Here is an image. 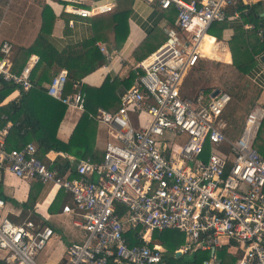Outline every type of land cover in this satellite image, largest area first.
<instances>
[{
	"label": "built area",
	"instance_id": "obj_1",
	"mask_svg": "<svg viewBox=\"0 0 264 264\" xmlns=\"http://www.w3.org/2000/svg\"><path fill=\"white\" fill-rule=\"evenodd\" d=\"M63 1L81 17L112 10L109 4L87 9L76 6L80 0ZM143 1L161 9L173 6L174 27L165 29V40L137 64L141 72L120 94L116 110L98 107L88 113L108 131L100 160L66 157L70 166L61 173L37 156L32 142L7 149V128H0V167L19 179L51 183L68 195L62 212L75 217L72 224L84 235L66 245L63 264H167L164 249L153 242V232L166 229L183 234L175 250L181 255L208 251L202 264H221L216 254L221 248L236 257L234 264H264V154L254 145L264 108L254 105L236 130L223 118L229 92L181 93L186 73L203 57L198 49L203 35L244 0ZM232 15L240 12L234 9ZM0 54V92L5 82L28 89L39 57L31 54L14 72L8 41L0 42ZM66 79L67 70H58L47 93L83 112L86 92L75 86L63 94ZM139 112L149 118L134 127L131 114ZM4 206L0 197V210ZM53 236L51 226L30 217H0V251L7 264H37Z\"/></svg>",
	"mask_w": 264,
	"mask_h": 264
},
{
	"label": "crops",
	"instance_id": "obj_2",
	"mask_svg": "<svg viewBox=\"0 0 264 264\" xmlns=\"http://www.w3.org/2000/svg\"><path fill=\"white\" fill-rule=\"evenodd\" d=\"M80 1L81 2L76 4V6L87 9L98 4L111 5L112 10L110 12L120 8L122 9L121 11H123L122 18L125 17L127 20L128 31L125 40L121 43V46L118 49L110 51L107 48V39L111 37L112 34L109 33L108 35L100 38V40L97 42V45L99 46L101 52L107 57V62L97 67L91 73L85 75L81 81L76 83L77 87H79L78 85L80 83H85L93 87H99L108 76L109 82L112 84L113 92L117 97H120V94L123 92V90L132 84L135 75L138 72H141V69L137 67V64L141 60L147 59L150 54L165 40V29L174 27L176 19L174 9L171 7L168 9H161L157 4H151L143 0ZM244 1L246 4H248L247 6L261 2V5L256 6V10L259 11L261 16L264 15V0ZM244 1L242 3H244ZM12 2L13 0L11 3L10 0H7V3H10L9 8L12 5ZM17 3L21 4L19 7L22 9L17 8V10L13 12L9 21L3 20L2 22L0 17V28L2 29L3 33L0 38V42L6 40L11 44L13 53L12 60L16 56L17 47H28L35 41L42 24L41 11L43 4H48L56 16L50 32L44 34V37L54 46L55 49L61 50L67 45L79 43L93 35V21L91 17L98 14L90 15L88 17L78 16L70 11L71 7H67L69 4L63 0H18ZM229 10L232 11L233 8L226 10V13H228V17L225 19L227 22V27L222 30L220 38L226 43L223 46V49L227 53L225 58L229 63L228 66L231 65V67L235 68L232 65L231 52L228 48L227 41L232 36L234 28L242 26L246 30L251 29L247 28V26H253V23L247 21L245 22L244 18L247 17H242L241 14L237 17L233 16L232 12L229 13ZM203 37L204 39L199 50L203 57L198 59L192 70L199 67L198 63L202 65L204 64L206 61L204 57L209 59L210 55L213 54L212 48L216 43V36L206 32ZM206 41L207 54L202 52V46ZM31 54L37 55L39 57V55L36 53ZM60 69L62 68H59L58 70ZM58 70L56 72H58ZM190 71L191 70L186 73L183 79L181 86V93L183 95H190L189 97H193L196 93L201 91L205 96V94H207L206 92L208 91V93L211 94V92L216 88L220 89V87L217 85L203 84L201 86H196L194 91L191 93L190 89L187 90L189 85L186 81L189 77L187 74ZM131 73L132 76L130 77ZM238 73L253 80L254 85L258 87L257 90H259V92L261 91V97L260 99H255L254 105L263 107L264 67L259 62H257V66L251 70L249 75L241 73L240 71H238ZM43 84L46 87L48 82H44ZM20 89L21 88L17 85V88L3 99V104L16 99L20 95ZM115 103L116 100H112L107 105H111L112 107L115 106ZM230 107L224 111L223 118L228 122L230 127H234L237 130L242 121H236L237 115L233 114L234 111H231ZM81 113L82 111L80 110L67 107L57 129V137L59 139L66 141L69 138L81 116ZM10 124V122H7L5 126L1 128L8 129ZM98 124L99 132L97 137L98 140H101H99V142H101V145L103 146L105 142L102 140L105 139L106 141L109 135L106 126L101 123ZM102 129L106 130V138L105 136L102 137V134H104L102 133ZM60 156L65 158L67 157L69 159L74 157L63 152H56L53 150H50L47 153V158L49 160L60 158ZM29 192L32 196H34L32 198H35V205L33 209H23V203L27 200ZM0 194L6 198L4 199L5 206H7V211L9 212L8 216L12 220H22L21 212L27 211L28 213L26 212V217L34 216L36 221H41L43 225H48L53 228L54 236L48 241L45 248L37 255L42 256L41 260L39 259V264H63V256L65 254L66 245L70 242L79 241L82 238V235L74 230H80L72 224V219L75 217L62 212V205L64 203H69L68 195H65V193L58 190V188L51 183L41 184L34 178H16L12 176V174H10L7 169L2 167H0ZM72 238H75V240ZM153 242L161 245L165 251V248L162 246L158 238L154 239Z\"/></svg>",
	"mask_w": 264,
	"mask_h": 264
},
{
	"label": "trees",
	"instance_id": "obj_3",
	"mask_svg": "<svg viewBox=\"0 0 264 264\" xmlns=\"http://www.w3.org/2000/svg\"><path fill=\"white\" fill-rule=\"evenodd\" d=\"M261 4V2H258L247 6L239 1L235 5L234 9L239 11L242 17H247L244 18V21L252 22L253 27L247 30L242 26L234 28L232 36L227 41L231 52L232 65L238 71L247 75L257 66L258 56L264 53V15L261 16L259 11L256 10V6ZM171 8L174 9L176 15L175 8L172 6ZM121 10L117 8L109 13L92 16L93 35L91 37L57 50L44 37V34L50 32L56 16L48 4L42 5V24L35 41L28 47H17L16 56L13 58L12 63V71L19 72L31 53L39 55L38 62L31 70V86L27 90L21 88L20 95L16 99L8 101L0 107V128L5 126L7 122L11 123L4 137V145L7 149L20 148L26 143L32 142L36 146L37 156L45 160L51 168H57L61 173L70 166L68 159L60 156V158H56L49 163L45 158L48 151L63 152L74 156L77 160L87 156H90L94 161L100 160L104 144L102 143V146L99 142L100 139L98 140L97 137L99 124L88 118V113L95 112L98 107L113 111L119 106V97L113 92L109 77L107 76L99 87H93L85 83L78 85L81 90L86 92L85 110L81 113L66 141L57 137V129L67 106L49 95L43 83L49 82L59 68H65L67 79L63 94L71 93L74 87L77 86L76 83L81 81L85 75L106 63L107 57L101 52L97 42L110 33L112 36H107L109 37L107 48L113 51L121 46L128 31L127 20L125 17L122 18L123 11ZM233 10H229V13ZM226 14L228 15V13ZM226 27V20L215 22L207 32L220 38L222 30ZM260 29L263 31L261 36H259ZM217 42H220L221 45ZM225 44V41H217L216 39L218 47H223ZM255 56H257V60ZM16 88L17 85L5 82L0 92V98L4 99ZM112 100H116V103L115 106L111 107L107 104ZM262 105L264 107V102ZM105 132L106 130L102 129V133H104L102 137L105 136L106 138ZM102 141L105 142V139ZM254 145L261 154H264V119L257 131ZM206 154H208V147L204 151V155ZM0 197L6 199L1 194ZM32 197L34 196L29 192L27 200L23 203V209H33L35 198ZM25 217L26 212L22 211L21 219ZM30 218L43 225L41 221H36L34 216H30ZM126 235L130 237L129 243H134L132 232H126ZM153 237L158 238L165 248L163 260L167 264H174L172 260L175 259V250L184 241L183 234L176 229H166L160 232L154 231ZM168 251L171 252L170 256ZM216 254L221 264H234L236 262V257L226 253L223 248L218 249ZM208 255V251L197 250L192 253L190 260L184 259L182 264H202L203 259L207 258ZM0 264L6 263L0 259Z\"/></svg>",
	"mask_w": 264,
	"mask_h": 264
},
{
	"label": "rangeland",
	"instance_id": "obj_4",
	"mask_svg": "<svg viewBox=\"0 0 264 264\" xmlns=\"http://www.w3.org/2000/svg\"><path fill=\"white\" fill-rule=\"evenodd\" d=\"M11 1L12 0H10V3ZM17 2L18 0H13L12 5L9 8L10 3H7V0H0V17L2 22L3 20L9 21L13 12H15L17 8H21L19 7L21 4ZM2 35V29L0 28V38ZM218 40H221V38H217V41ZM217 44L221 45L220 42H217ZM212 49L213 54L210 55L209 59L207 57H204V59H206L204 64L202 65L198 63L199 67L196 66L197 68H194L193 70L191 69V71L187 74V76H189L188 80H186L187 84L189 85L187 90L190 89V92L192 93L196 86L208 84L217 85L220 87V89L229 92L231 95V101L228 107L231 106L230 110L234 111L233 114L237 115L236 121L240 122L243 120L247 112L254 106L255 99H260L261 91L259 92V90H257L258 87L254 85L252 79H249L247 76L238 73V71L235 68L231 67V65L228 66L229 63L225 58L227 53L226 51H224L223 47H218L215 43ZM208 92H206L207 94H205L206 97L209 94ZM148 118L149 117L143 112H139L138 114H131V120L134 127H137V125L144 126L147 123ZM7 210V206L2 208L0 210V217L8 216L9 212ZM74 230L77 231L80 235L83 234V232H81L80 230ZM72 239L75 240V238ZM1 251L0 256L3 252ZM168 253L170 256L171 252L168 251ZM191 257V254L180 255L175 257L172 262L174 264H182L184 259L190 260ZM41 258V255L36 257L37 264H39V259L41 260Z\"/></svg>",
	"mask_w": 264,
	"mask_h": 264
},
{
	"label": "bare ground",
	"instance_id": "obj_5",
	"mask_svg": "<svg viewBox=\"0 0 264 264\" xmlns=\"http://www.w3.org/2000/svg\"><path fill=\"white\" fill-rule=\"evenodd\" d=\"M203 39L204 37L201 39V41L199 42V50H200V47H201V44L203 42ZM206 44H207V41L204 43V45L202 46V52L207 54V47H206ZM200 52V51H199ZM258 62L264 67V53L260 54L258 56ZM147 237H148V234H147ZM160 248V247H159Z\"/></svg>",
	"mask_w": 264,
	"mask_h": 264
},
{
	"label": "water",
	"instance_id": "obj_6",
	"mask_svg": "<svg viewBox=\"0 0 264 264\" xmlns=\"http://www.w3.org/2000/svg\"><path fill=\"white\" fill-rule=\"evenodd\" d=\"M257 62H258V60H257ZM218 91H219V89H217V88L215 90H213L211 92V96H214ZM180 255H181V252L180 251H175V257L180 256Z\"/></svg>",
	"mask_w": 264,
	"mask_h": 264
},
{
	"label": "clouds",
	"instance_id": "obj_7",
	"mask_svg": "<svg viewBox=\"0 0 264 264\" xmlns=\"http://www.w3.org/2000/svg\"><path fill=\"white\" fill-rule=\"evenodd\" d=\"M0 259L3 260L2 257H1ZM3 261H4V260H3ZM6 264H7V263H6Z\"/></svg>",
	"mask_w": 264,
	"mask_h": 264
}]
</instances>
